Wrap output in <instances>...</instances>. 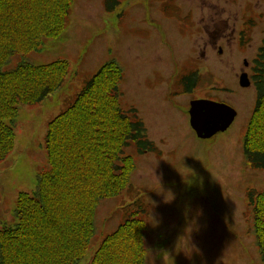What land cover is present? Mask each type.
Returning <instances> with one entry per match:
<instances>
[{
    "label": "rangeland",
    "instance_id": "rangeland-1",
    "mask_svg": "<svg viewBox=\"0 0 264 264\" xmlns=\"http://www.w3.org/2000/svg\"><path fill=\"white\" fill-rule=\"evenodd\" d=\"M167 2L120 0L107 12L102 0H74L67 28L22 57L35 65L65 60L69 75L38 105L17 106L15 147L0 162V228L16 224L18 193H32L36 175L48 168L43 140L50 120L113 60L124 70L120 105L143 121L155 151L124 149L136 162L132 187L100 202L96 235L78 264H90L136 200L149 211L146 264H263L247 201L250 190L264 192V169L246 164L242 146L256 89H242L238 80L243 71L251 75L264 38V0ZM20 60L15 56L11 67ZM189 72L200 80L185 94L176 79ZM198 99L234 108L233 124L198 139L188 114L190 101Z\"/></svg>",
    "mask_w": 264,
    "mask_h": 264
},
{
    "label": "trees",
    "instance_id": "trees-1",
    "mask_svg": "<svg viewBox=\"0 0 264 264\" xmlns=\"http://www.w3.org/2000/svg\"><path fill=\"white\" fill-rule=\"evenodd\" d=\"M73 2L0 0V162L15 147L17 106L38 105L69 75L65 60L35 65L22 57L39 51L67 28ZM102 2L107 12L120 4ZM15 56L21 60L11 67ZM123 76L117 61L105 62L48 123L43 140L48 168L36 175L32 193H18L16 224L0 228V264H78L96 235L99 203L131 189L136 162L124 149L133 146L137 154L155 149L136 112L129 116L120 105ZM252 78L256 103L247 120L243 155L250 168L259 170L264 169V38L253 60ZM176 80L187 94L200 79L189 72ZM247 203L264 264V192L250 190ZM134 205L102 239L90 264H146L149 211L140 200L128 207Z\"/></svg>",
    "mask_w": 264,
    "mask_h": 264
},
{
    "label": "water",
    "instance_id": "water-1",
    "mask_svg": "<svg viewBox=\"0 0 264 264\" xmlns=\"http://www.w3.org/2000/svg\"><path fill=\"white\" fill-rule=\"evenodd\" d=\"M239 77L241 88L250 86L249 77L245 72ZM188 114L189 125L195 136L198 139L209 140L216 134L223 133L233 124L237 111L225 103L198 99L190 101Z\"/></svg>",
    "mask_w": 264,
    "mask_h": 264
},
{
    "label": "flooded vegetation",
    "instance_id": "flooded-vegetation-1",
    "mask_svg": "<svg viewBox=\"0 0 264 264\" xmlns=\"http://www.w3.org/2000/svg\"><path fill=\"white\" fill-rule=\"evenodd\" d=\"M246 68H250V66L248 65Z\"/></svg>",
    "mask_w": 264,
    "mask_h": 264
}]
</instances>
